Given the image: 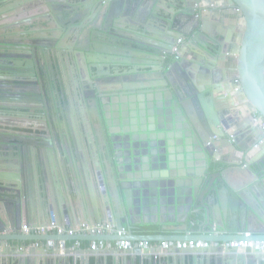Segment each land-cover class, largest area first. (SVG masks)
Instances as JSON below:
<instances>
[{
	"label": "water",
	"instance_id": "1",
	"mask_svg": "<svg viewBox=\"0 0 264 264\" xmlns=\"http://www.w3.org/2000/svg\"><path fill=\"white\" fill-rule=\"evenodd\" d=\"M177 1L182 7L172 13L157 8L161 0H0V264H92L88 254L98 252L99 264H264V252L223 247L210 260L209 248L173 250L169 259L139 248L66 249L61 256L48 245H33L43 237L20 232L35 213L44 223L59 219L64 226L110 222L133 230L192 222L226 235H264V140L261 154L250 161H234L228 153L256 144L252 137L260 139L262 130L231 131L240 118L230 106L232 88H224L222 70L200 54L217 60L212 46L226 50L225 30L208 23L191 0L174 6ZM229 3L245 24L238 70L229 79L235 78L253 113L264 117V0ZM182 34L191 60L173 50ZM21 38L28 42L15 41ZM106 45L132 49L135 59L111 56L131 55ZM47 55L51 68L40 63ZM64 58L73 65V93L85 100L90 133L83 124L80 133L68 118L64 77L57 85L60 97L53 91L60 79L54 75H64ZM27 59L40 63L35 73L45 80L42 91L24 89ZM122 65L133 75L114 78L122 85L109 89L105 77L119 75ZM16 67L24 72L13 77ZM122 90L125 97L115 98ZM52 106L62 111V127L49 123ZM42 110L47 127L21 125L24 113L34 117ZM108 126V140H101L98 127ZM34 194L40 202L29 206ZM10 229L15 233L2 234ZM36 252L42 253L39 261Z\"/></svg>",
	"mask_w": 264,
	"mask_h": 264
},
{
	"label": "crops",
	"instance_id": "2",
	"mask_svg": "<svg viewBox=\"0 0 264 264\" xmlns=\"http://www.w3.org/2000/svg\"><path fill=\"white\" fill-rule=\"evenodd\" d=\"M175 2L176 0H161V3L158 2L157 8H159V10L162 12L164 11V12L174 13L173 11L175 10L180 11L179 9H181L182 3L177 1V5L174 6L173 3ZM200 2L201 4L198 5L195 0H191L189 4L192 6H195L197 9L200 8L198 10L205 17V20L210 24H213V25L215 24L216 26H218L217 28L219 29L221 28L225 30L224 32L226 34V37H225L226 55L223 56L224 59L220 61V63L224 62V64L221 66L224 71V78L221 84L224 86V88H226L227 85L229 86V88L230 87L232 88V91L229 97L230 106L234 104V107L231 109L232 110L237 109L238 116L240 117L239 118L240 121L237 118H235V121L232 123L231 131L235 130L236 128L245 130V128L255 127L256 129H255V132H253V134L255 135L260 134L261 129L259 127V124L256 123L253 119V117L255 116V113H253L254 111L251 109L248 101H246L245 96L242 93V90L239 89L238 91L236 89L237 84H235V79H229L225 76L227 75V72L229 73L233 72L232 70L236 69L238 65V64L236 65L235 63H236V58L238 57L237 51L239 50V47H240V42L238 41L240 40V37H242L244 33L241 31H243V29L245 28L243 17L241 16V13L235 7L231 6V4L229 3V0H201ZM183 24L185 25L186 21ZM233 28L235 29L233 30ZM184 30H188V27H185ZM181 38L183 39L182 44L184 45L182 46L180 45V55L182 54L184 56H187V59L191 60L194 57L192 53V49L188 47L189 43L186 42L184 34H182ZM3 61H4L3 57L0 58V63H2ZM236 70H238V68ZM232 115H234V111H230L229 116H232ZM253 138L255 141L257 140L258 142L259 138L257 135L255 137H252V139ZM254 145L255 144L252 143L249 146H247L246 149H243L242 147L237 146L236 150H233V151L229 150L228 153L231 154L232 160L239 161V162L242 161L244 163L245 160L250 161L251 159L255 157L257 158L261 154L262 152L261 147L259 146L258 148H255ZM221 156H223V153L219 149L218 158H220ZM49 184H50L49 186L52 189L53 188L57 189L56 182H52ZM34 197L35 198L32 199L30 196L29 201L27 200L29 206L32 205L31 201L33 200L40 202L39 200H37L38 198H40L39 196L37 197L36 194H34ZM25 202L26 200H24V204ZM31 216H32V219L30 217L31 226L47 225L51 221V220H48L46 221V223H44L43 221H41L42 219L39 216H37L35 213L32 214ZM77 222L78 221H74L71 224L77 225L78 224ZM56 223L64 226L63 223L61 224L59 219L56 221ZM185 226L186 225L181 226L179 223H176V222H171V223L159 222V223H150L148 225H144L140 227V229L131 230L126 227V230L128 232L129 239H132L133 241L149 240L150 243H152L155 246H158L162 241H165V240H187L190 238L207 240L212 243L211 246L209 247L210 250L206 253L209 260L212 258V256H215V255L218 256L220 254L219 251L216 250V247H222L221 246L222 243H226L227 240H234L243 234V233H237L235 235H226L218 231L216 232H212L211 230L204 231L201 225H199V223H192V222L189 223L188 227H185ZM183 228H186V230L180 231ZM8 232L12 234L15 233L13 230L10 229L8 231H5V233L3 234H8ZM20 232H18V234H20ZM252 234L257 239H264V235L260 233L258 234L252 233ZM26 235H30V234H26ZM36 236H41L44 238V239L35 241L39 243V246L41 247L44 245H48V241L58 242L60 240H64L67 246L70 247L72 246V244L75 243V240L78 239L82 243L81 249H84V250H89V246L92 240L101 239V238L103 239L114 238V236H111V235L98 236V235H93L91 233H84V234L81 233V234H76L75 236L59 235L54 230L50 231L49 233H45V234H37ZM59 236H61L62 238H58ZM12 243H15V242H11V244ZM216 244H219V246H217ZM3 249L4 247L1 250ZM211 249L214 251H212ZM155 250L156 249H153L152 251H155ZM148 251H149L148 254L150 256H154L152 255V251L151 252L150 250ZM239 252H243V250H240ZM2 254L3 253H0V255ZM41 254L42 253L40 252H36L35 255H33V257L39 261L43 257ZM60 255L66 256V254L64 255V252H61ZM88 255L90 256V260L92 264H99V259L101 258V255H102L101 252L100 253L98 252L95 254L89 253ZM162 255L163 257L164 256L168 257V259L170 258V256H168L169 252H165V254H162ZM132 256L134 257L135 255L132 254Z\"/></svg>",
	"mask_w": 264,
	"mask_h": 264
},
{
	"label": "built area",
	"instance_id": "3",
	"mask_svg": "<svg viewBox=\"0 0 264 264\" xmlns=\"http://www.w3.org/2000/svg\"><path fill=\"white\" fill-rule=\"evenodd\" d=\"M182 41L183 39H180L179 44H181ZM179 44L174 47V51L176 53H179ZM253 119L256 123L259 124V127L262 130V136L254 146L255 148H258L261 141L264 140V117L259 115V113H255ZM53 230L59 235L70 236H75L76 234L81 233H91L98 236L111 235L114 236V238H101L92 240L89 246V250L100 251L118 249L130 251L135 248H139L141 250H150L151 252L153 249H156L155 251H152V255H154L155 258L162 256V254H165V252H170L173 250L204 249L209 248L212 244L207 240L190 238L187 240H165L162 241L158 246H155L150 243L149 240L133 241L132 239H129L126 228L118 229L114 226V224L110 222L91 224L83 221L78 223L77 225L75 224L62 226L60 224H57L56 221L51 220L49 224L40 226H31L30 224L25 223L21 226L20 231L25 234L37 235L49 233ZM33 245L39 246V243L35 242ZM216 245L219 246V244ZM48 246L53 247L54 249H58L60 250V252H64L66 249L73 250L76 248H82V243L80 240L76 239L75 243L72 244V246L68 247L64 240H60L58 242L48 241ZM221 246L223 248H233L239 251L243 250L250 252H264V239H256L251 232H245L234 240L222 243Z\"/></svg>",
	"mask_w": 264,
	"mask_h": 264
},
{
	"label": "flooded vegetation",
	"instance_id": "4",
	"mask_svg": "<svg viewBox=\"0 0 264 264\" xmlns=\"http://www.w3.org/2000/svg\"><path fill=\"white\" fill-rule=\"evenodd\" d=\"M23 40H24V38L23 39L22 38L21 39H16L15 41L18 42V43H20V42H28L27 39H25L24 41ZM180 45L182 46L184 44L181 43ZM106 47H110V48H114V49L117 48L116 49V52L117 53L118 52H121L119 50H123L124 51V54H127V52H129L128 55H131V56H122L120 54H116V55L112 54L111 56H115L116 58L117 57H120L122 59H127V60L128 59L129 60L130 59L131 60L132 59H135L134 58V54H136V52H134V50H132V49H129V51H128L127 47H120V48H123V49H120L119 46H114V45H106ZM179 53H180V48H179ZM179 53H177V54H179ZM211 53L213 55L218 56V59L217 60H214L215 57L214 56H210L209 55L210 53H208V54H206V53H203V54L200 53V54L203 55V56H206L205 59L208 58V60L210 59L211 61H214L215 62L214 67L216 66V68H220L222 70V72H221V74H220L219 77L223 76V78H224V71H223V69L221 67L224 64V62L220 63V61L222 59H224L223 56L226 55L225 48L222 47L221 44L220 45H217V46L216 45H213L212 46ZM221 54H222V57H220ZM42 62H43V65H45L47 67H50L51 59L47 55V57H45V59L40 60V63H42ZM62 62H63V64L61 65V67H62V71L64 72V75H61L60 77H59V75H54L55 77H58L60 79L59 80H54V83L56 85V90L54 88L53 91L55 92V94L58 97H60V94L58 93V91H60L59 89H60L61 86L58 87L57 85L58 84H61V78L64 77L65 78V85L64 86H66V89H68V91H66L67 93L64 94L66 96V99H67V104H65L64 107L65 108L67 107L66 109H67L68 118H69L70 121H72L73 123L75 122L77 124L78 130L80 129L79 130L80 133L82 132V127H83L82 124L85 125V127L88 128V133H90V128L89 127H91L90 126L91 121H90V119H89V117L87 115V112H86V115H84V111L86 110L85 109L86 108L85 107V104H86L85 103V100L82 97H78V95L76 96L75 93H73V85H74V79H72L73 65L70 66L69 61L66 58L62 59ZM27 63H28V68H26V67L24 68V71L25 72L20 70L22 67H19L20 69H17V67H16V69H14V71H12V74L11 75L13 77H15L16 71H17V73L19 72L20 74H22V72H24L25 74H23V75H25V76H24V80L22 82L23 85H24V89H26V90H31V89L33 90L34 89V90H37V91L38 90H41L42 91L43 90L42 87L45 86V80L42 79V78H40L35 73V70H37L40 67V63H37V64L35 63V66H34V62L31 59H29L27 61ZM129 68L130 67H128L126 65H122L120 68L116 69V71H115L116 73H120L119 75L114 74L113 76H111L112 78L109 77V76L105 77L106 78V80L104 82L105 83V86H107L108 88L111 87V88H114L115 90H117L119 87H121L122 83H121L120 80H116L114 78L120 79L121 76L133 75L132 73L129 72L130 71ZM47 74L50 77L53 76L52 73H48L47 72ZM230 74L232 75L233 72H230V73L227 72V75H225V76L227 78H229L230 77ZM129 78L132 79L133 77L129 76ZM230 79H235V78H230ZM211 80L213 81V79H211ZM117 92L118 91H116V93ZM123 93L124 92L122 90L120 92V96L119 95H115V98H119V97L123 98V97H125V96L122 95ZM38 99H39L41 105L44 104L43 103L44 100H45L44 93L42 94V96H39ZM49 109L50 108H48V110ZM49 112H50L51 115H53V119L49 123L55 124V126H58V127H62L63 122H62V120H60V116L62 115V111L59 108L57 109V108H54L52 106V108L50 109ZM13 113L15 114V112H13ZM46 113L47 112L45 110H42L41 112H38V113L34 114V117H32L33 115H27V113H24V115H23L24 117H23V120L21 121V125L22 126H34V127H42V128H45V127H47V122L49 121V116H47ZM10 115L11 114L6 115L5 117L8 118V121L11 122L12 121L11 118H14V117H12ZM103 123H104V121H103ZM97 126H98V124H97ZM112 128H119V126L117 127V125L115 123H113L112 124ZM98 129L100 130V133H101L100 134V139L101 140H103V139H107L108 140V132L107 131H109V129H111V128L108 126V127H106L104 129V131L103 130L101 131V129L99 127H98ZM116 134H115V136H116Z\"/></svg>",
	"mask_w": 264,
	"mask_h": 264
}]
</instances>
